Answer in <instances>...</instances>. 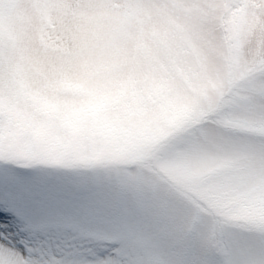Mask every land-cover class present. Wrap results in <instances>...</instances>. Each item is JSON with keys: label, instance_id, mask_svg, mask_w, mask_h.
<instances>
[{"label": "snow or ice", "instance_id": "snow-or-ice-1", "mask_svg": "<svg viewBox=\"0 0 264 264\" xmlns=\"http://www.w3.org/2000/svg\"><path fill=\"white\" fill-rule=\"evenodd\" d=\"M33 17L38 45L20 52ZM262 33L264 0H0V264H221L199 197L142 164L209 115L259 133L231 142L264 156ZM178 70L215 94L160 127L147 101ZM249 209L248 231L219 237L224 264H264V183Z\"/></svg>", "mask_w": 264, "mask_h": 264}, {"label": "clouds", "instance_id": "clouds-1", "mask_svg": "<svg viewBox=\"0 0 264 264\" xmlns=\"http://www.w3.org/2000/svg\"><path fill=\"white\" fill-rule=\"evenodd\" d=\"M40 21L33 17L26 31L17 37L13 47L26 52L38 45ZM264 39V33L256 40ZM256 43L245 42L242 50L255 54ZM208 64L214 71L222 70L224 59L222 52L212 54ZM167 88L160 96L147 101L149 111L160 116L158 124L167 127L181 116L193 114L194 109L207 106V98H213L216 81L205 80L201 85L203 92H196L187 83L186 77L177 71V75L166 76ZM216 123L200 124L204 129L199 135L188 132L190 142L183 135H169L160 143L150 159L142 164V168L165 185L190 187L192 195L199 197L200 205L193 206L195 216L207 222V239L214 248L217 257L224 264L226 257L222 252L219 237L223 231L233 229L248 231L249 201L256 194V189L264 183V156L258 150L237 148L233 146L231 137L235 135L258 136L256 132H245L234 124H225L220 115L202 117ZM219 128L215 136L207 133L208 129ZM207 194V199L200 196ZM193 217L185 220L191 226ZM43 259V257H39Z\"/></svg>", "mask_w": 264, "mask_h": 264}]
</instances>
